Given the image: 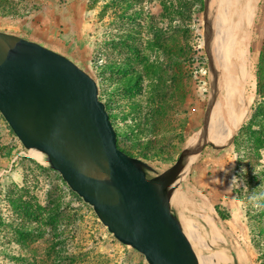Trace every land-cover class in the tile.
<instances>
[{
  "label": "rangeland",
  "instance_id": "obj_1",
  "mask_svg": "<svg viewBox=\"0 0 264 264\" xmlns=\"http://www.w3.org/2000/svg\"><path fill=\"white\" fill-rule=\"evenodd\" d=\"M215 5L216 0H0V31L39 42L88 72L98 83L118 146L153 177L162 181L188 160L164 190L212 264L221 259L206 245L198 216L209 201L230 243L226 253L243 264H264V0L218 5L233 41L226 54L238 94L225 109L235 130L224 142L208 133L193 154L219 63L212 39ZM224 96L220 83L216 112ZM198 173L210 179L209 188L196 176L193 181ZM0 264H148L108 231L44 153L23 146L1 114Z\"/></svg>",
  "mask_w": 264,
  "mask_h": 264
},
{
  "label": "water",
  "instance_id": "obj_2",
  "mask_svg": "<svg viewBox=\"0 0 264 264\" xmlns=\"http://www.w3.org/2000/svg\"><path fill=\"white\" fill-rule=\"evenodd\" d=\"M208 36L206 28V47ZM214 68L208 119L193 154L212 128L219 101L218 64ZM0 114L23 146L44 153L108 231L148 264H211L164 190L188 160L162 181L153 177L142 161L118 146L97 81L73 60L0 31Z\"/></svg>",
  "mask_w": 264,
  "mask_h": 264
},
{
  "label": "bare ground",
  "instance_id": "obj_3",
  "mask_svg": "<svg viewBox=\"0 0 264 264\" xmlns=\"http://www.w3.org/2000/svg\"><path fill=\"white\" fill-rule=\"evenodd\" d=\"M222 3V0H216L215 7V19L212 27V39L214 43L219 47V77L220 83L223 85L225 90V96L222 99V103L219 105L216 112L215 120L212 123L211 136L216 139H221L224 142L228 135L231 127V119L227 110L225 109V104L230 100L235 94H238V88L235 79L233 78V69L231 68L228 60L226 51L233 44V41L229 37L230 29L227 26V21L225 18L224 9L218 10V5ZM181 166V165H180ZM191 232V231H190ZM199 241L198 236L191 232ZM200 242V241H199ZM201 243V242H200ZM202 245V243H201ZM210 259V257H209ZM211 262V259H210ZM212 264V262H211Z\"/></svg>",
  "mask_w": 264,
  "mask_h": 264
},
{
  "label": "crops",
  "instance_id": "obj_4",
  "mask_svg": "<svg viewBox=\"0 0 264 264\" xmlns=\"http://www.w3.org/2000/svg\"><path fill=\"white\" fill-rule=\"evenodd\" d=\"M216 109H217V107H216ZM215 116H216V112H215ZM215 116H214V120H215ZM231 118L232 117L230 116V119ZM214 120H213V122H214ZM230 121H231V127H230V130L228 132V135H229L228 137H230L232 135V132L235 130V126L232 123V119ZM209 133L211 134V130ZM195 176L197 177L198 180L201 181L199 183L200 185L203 184L202 186H204V188L207 185L209 188V185H208V180H210L209 178H205V177L202 178V177H200V175L198 173L196 175H193V181L195 183H196ZM194 185H196V184H194ZM207 193H209L211 195L213 194L212 190L206 191V194ZM216 193H217V189H216ZM219 202H220V200H219ZM223 202H226V201H223ZM203 207L204 208L202 209L203 210L202 213L198 214V216L203 218V229H206V232L205 231L202 232V237L205 240V242L207 243L206 245H208V247H210V249L213 251V253H212L213 255L220 256L221 260L219 261V264H241L242 262H237L235 259H234L235 261H233V259L226 253V250H229L227 248V246H229V248H230V243L228 242V239L226 237H224V233H223L222 229L220 228L219 224H217L215 222V219L212 215V211L213 210L215 211V207H213L212 202L209 201V205H204ZM229 212L232 215V212L230 211V209H229ZM178 213L179 212H176L177 215H180ZM178 217L180 218V220L182 222L181 216H178ZM225 222H227V220ZM182 223L185 225V227H188L185 224V222H182ZM203 248H204V246H203Z\"/></svg>",
  "mask_w": 264,
  "mask_h": 264
},
{
  "label": "trees",
  "instance_id": "obj_5",
  "mask_svg": "<svg viewBox=\"0 0 264 264\" xmlns=\"http://www.w3.org/2000/svg\"><path fill=\"white\" fill-rule=\"evenodd\" d=\"M100 98V97H99ZM101 99V98H100ZM11 130V129H10Z\"/></svg>",
  "mask_w": 264,
  "mask_h": 264
}]
</instances>
